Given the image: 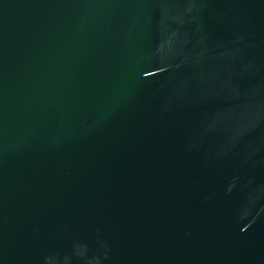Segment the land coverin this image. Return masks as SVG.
<instances>
[{"label":"water","instance_id":"obj_1","mask_svg":"<svg viewBox=\"0 0 264 264\" xmlns=\"http://www.w3.org/2000/svg\"><path fill=\"white\" fill-rule=\"evenodd\" d=\"M0 264H264V0H0Z\"/></svg>","mask_w":264,"mask_h":264}]
</instances>
